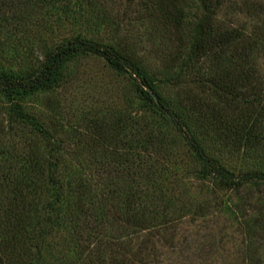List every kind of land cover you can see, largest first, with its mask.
Here are the masks:
<instances>
[{
	"label": "trees",
	"instance_id": "obj_1",
	"mask_svg": "<svg viewBox=\"0 0 264 264\" xmlns=\"http://www.w3.org/2000/svg\"><path fill=\"white\" fill-rule=\"evenodd\" d=\"M225 1L190 0L198 10L191 16L189 0L139 3L175 44L156 71L120 40L80 34L45 48L33 67L0 63L8 104L0 133L11 136L0 148V264H141L152 237H173L172 223L183 216L177 209L190 207L176 208L181 182L160 174L180 150L215 193L264 186V168L247 164L236 172L228 164L240 154L242 163L254 156L264 163V2H244L248 30L216 21ZM77 8L71 0H0V48L26 33L38 13L59 19L79 15ZM96 18L118 34L108 11ZM88 54L134 80L143 112L97 119L66 143L24 109V100L55 88L63 66ZM211 202L194 214L206 215ZM247 234L246 264H264Z\"/></svg>",
	"mask_w": 264,
	"mask_h": 264
},
{
	"label": "rangeland",
	"instance_id": "obj_2",
	"mask_svg": "<svg viewBox=\"0 0 264 264\" xmlns=\"http://www.w3.org/2000/svg\"><path fill=\"white\" fill-rule=\"evenodd\" d=\"M71 1L78 7L77 11L82 10L78 12L79 15L65 13L59 19L54 16L46 20L38 13L33 26L26 33L0 48V63L10 68L33 67L45 48L76 34L105 41L112 38L120 40L131 46L137 58L153 71L160 69L165 56L174 50L175 44L166 38L165 28H156L140 8L139 3L144 0ZM250 1L253 0H226L217 10L216 21L236 27L242 25L249 30L252 21L242 11V6ZM187 5L190 16L198 13L195 3L189 0ZM100 11H108L109 19L119 22L117 35L113 27L101 24L96 18ZM62 71V81L55 88L38 92L24 100V109L51 131H57L56 136L60 140L69 143L79 134H85L97 119L110 121L119 116L136 117L142 114L134 80L116 74L102 58L91 54L78 55L68 61ZM163 91L173 93L172 89ZM7 105L0 94V123L3 126L7 122ZM5 132L0 133V148L10 143L11 136ZM180 151L177 159L164 165L160 174L171 178L169 180L174 178L181 182L179 188L183 195L176 208L180 204L190 207L185 211L177 209L175 215L183 216L172 223L170 232L173 237L165 241L155 234L152 244L145 250L149 256L139 262L246 264L247 233L253 246L264 256V186L247 185L239 191L227 189L215 193L212 180L195 178L188 158ZM240 160L241 154L232 156L228 158V164L236 172L249 168L247 164L264 168L258 156L248 158L243 163ZM205 199L212 201L211 211L203 216L195 215L194 207ZM140 238L133 241L134 246H137Z\"/></svg>",
	"mask_w": 264,
	"mask_h": 264
}]
</instances>
